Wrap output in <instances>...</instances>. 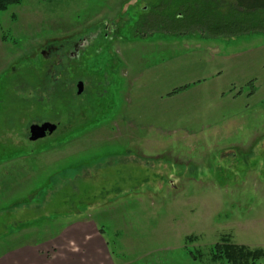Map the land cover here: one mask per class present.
<instances>
[{"label":"rangeland","instance_id":"374dc122","mask_svg":"<svg viewBox=\"0 0 264 264\" xmlns=\"http://www.w3.org/2000/svg\"><path fill=\"white\" fill-rule=\"evenodd\" d=\"M135 1L0 13V259L23 246L16 264L38 246L62 258L65 230L81 225L105 246L69 243L84 264H222L211 248L228 242L264 254V32L192 39L201 30L168 20L183 0ZM52 46L59 61L43 54ZM229 83L234 104L215 96ZM43 122L54 132L29 141Z\"/></svg>","mask_w":264,"mask_h":264},{"label":"trees","instance_id":"16d2710c","mask_svg":"<svg viewBox=\"0 0 264 264\" xmlns=\"http://www.w3.org/2000/svg\"><path fill=\"white\" fill-rule=\"evenodd\" d=\"M183 1L184 6L180 4L175 9L183 10L182 18H176L171 8V11L168 10V20L173 28H184L187 29L184 32L191 34L201 30L202 34L209 37L264 32V0H234V3L230 2L224 9L219 8V3L215 0ZM19 2L20 0H0V13ZM180 89L184 88L174 89L170 94ZM210 255L211 260H220L222 264H256V261L264 256L260 249L251 250L229 242L215 243Z\"/></svg>","mask_w":264,"mask_h":264},{"label":"crops","instance_id":"0c3cea01","mask_svg":"<svg viewBox=\"0 0 264 264\" xmlns=\"http://www.w3.org/2000/svg\"><path fill=\"white\" fill-rule=\"evenodd\" d=\"M215 1L219 3V8L221 7V9L226 8V6L228 4H230V2L234 3V0H215ZM131 2H132V0H131ZM135 2H137V0ZM190 37H192V39L200 38L202 40H211L213 42L215 40H219L221 38H226L224 36H222V37H209V36H205V35H202V34H200V35H191ZM208 45H209L208 47H210V45L213 46L214 44H208ZM212 50L215 51L216 50V46H213ZM221 72H222V70L219 69V68L215 69L213 71H210V72L206 73V75L201 76L200 79H198V82L205 81L208 78L209 79L207 81L213 80V79L217 78L218 75H220ZM188 87L189 86H187V85H183L182 87H179V88H184L185 89V88H188ZM222 87H217L216 88L215 96H217V99L223 100V99L226 98V95H227V99H228V97H230V100L233 102V104H234V102H237V101L241 100V96L242 95H237V94L241 93V91H239L237 93L234 92V93L225 94L226 90L229 91L228 89L230 87H232V83H229L227 86H225L224 87L225 90L221 89ZM179 88L178 87H174L172 89L174 90V89H179ZM173 90H171L167 95H171L170 93ZM176 93H173V94H176ZM81 226H77L76 228L74 226L73 227H67L68 229L66 228L67 229V230H65V233H66V238H65L66 248L64 249V255H63L62 258L59 257V259H58L59 254H56L54 256H50V255L49 256H44L42 254V252H41L42 251V247L38 246V247H36L34 249V252L32 253V258H31L32 259V263L31 264H84V260H80L79 259V261H80V263H79V261L75 260L74 253L72 254V252H70L68 250L70 248V244L69 243H76L79 246H81V244L84 243V242H90L91 243L94 240V236L92 238V234L93 233H91V231H89V232L85 231L84 229H83V232H84L83 237L77 236L78 230H79V228H81ZM99 237H100V235H99ZM93 242H92V244L94 245V248H95L96 252L99 253L98 256L101 253L105 252V248H104L105 246H104L102 240L100 241V240L97 239V241H93ZM15 248H16V251H14V252L10 253L8 256H4V257H2L0 259V264H12L15 261V260H12V257H14V255H17V254H20V253L27 254L28 251L33 250V249H30L31 247H26V246L18 247V248L15 247ZM54 248H55V246H54ZM81 248L83 249V247H81ZM38 249H40V251ZM55 252H53V253H55ZM71 256L74 257V258H72V263H70L68 261L67 262L64 261V260L67 259V257H71ZM98 256L94 257L93 259H95V261L93 263H89V264H94V263L95 264H99L97 262ZM64 258H66V259H64ZM27 261L28 260H25V259L19 260L20 264H29V263H27ZM13 264H16V262H14ZM104 264H106V262Z\"/></svg>","mask_w":264,"mask_h":264},{"label":"flooded vegetation","instance_id":"af4514ba","mask_svg":"<svg viewBox=\"0 0 264 264\" xmlns=\"http://www.w3.org/2000/svg\"><path fill=\"white\" fill-rule=\"evenodd\" d=\"M90 39H91L90 37H82L79 40H77L76 42L71 43L72 48L67 51L66 55L69 58H71V59L74 58V57H76L77 55H79L82 52V50H84L89 45ZM59 50H60V47H58V46H55V47L52 46L50 48H47V50L43 51V54L45 56H47V57H50V56L54 55L57 58L58 57ZM61 56H63V55H61ZM60 59L61 58H57L56 60L59 61ZM79 82L76 83V88H77V84ZM76 95H81V93L80 94H77V91H76ZM30 125L31 124L28 125V128H29ZM27 132H28V130H27Z\"/></svg>","mask_w":264,"mask_h":264},{"label":"water","instance_id":"95a60500","mask_svg":"<svg viewBox=\"0 0 264 264\" xmlns=\"http://www.w3.org/2000/svg\"><path fill=\"white\" fill-rule=\"evenodd\" d=\"M82 83L77 84V94L82 92ZM55 130V126L50 122H43L40 124H31L28 128V137L29 141H36L44 137L50 136Z\"/></svg>","mask_w":264,"mask_h":264}]
</instances>
